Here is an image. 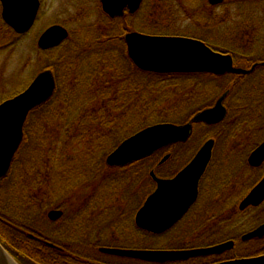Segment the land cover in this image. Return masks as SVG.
Wrapping results in <instances>:
<instances>
[{
	"label": "trees",
	"instance_id": "obj_1",
	"mask_svg": "<svg viewBox=\"0 0 264 264\" xmlns=\"http://www.w3.org/2000/svg\"><path fill=\"white\" fill-rule=\"evenodd\" d=\"M176 1L178 0H150L149 2L143 0L141 7L135 13L133 12V14L126 13L117 19L105 16L107 22H103L99 28H96V33L92 35V38H90V35L94 31L91 28L93 26L82 25L84 39L73 38L75 33H70L69 38H71L67 40L68 44L66 45L65 42L66 46L64 49L58 48L60 51L54 58L53 63H48L44 68L50 69L53 73L56 83L54 93L46 102L28 114L23 126L21 144L13 157L8 172L0 178V245L4 247L18 264H107L98 259L100 253L97 254L95 248L98 250L100 247L149 249L140 243L139 239H144L151 234L137 228L134 220L132 226L135 237L134 239L131 238L132 240L130 241L124 240L125 234H123V230L110 224L112 220L108 223L109 227L107 228L109 229L102 227L103 230H100V228H97V225L86 223L83 216L91 208L87 204L97 202L93 206L97 210L103 209V214L108 217V212L115 205L114 201L118 199V193L126 194L131 191L133 192V188L139 180L141 181L139 182L141 188L140 195L138 194V196L141 198V204H143L147 195L155 187V183L150 177L151 175H149L150 170H154L155 174L159 176L155 171L158 162L156 163V168L151 169L147 168L145 164V160L153 158L156 152L147 158L125 166L109 167L107 165L106 167L116 169L118 172L106 176L99 183L95 193L93 192L94 194L91 195L86 205L81 209L79 216H77L79 210L75 212L66 211L65 216L60 219L63 223H60L59 227L56 226L57 228H55L54 233L43 232L45 235H40L31 230L28 225H34V221L40 219L38 217H41V215L43 217V211L46 208L52 207L55 203L58 205L61 202L60 206H63L67 202L59 200L55 202V198H57V195L61 196V190H65V186L69 187L66 190L67 192L71 193L73 191V185H64L72 182H70L69 178L66 179L70 174H72L71 177L74 176L75 178H87L86 181H90V178H92L91 181H94L95 178L97 180L96 176L99 175V167L102 165V159L105 155L107 156L123 139L131 135H126L125 138L120 139L122 136L118 133L120 128L125 131L131 128L127 131L130 132L131 130L138 131L145 126L151 125L150 122L152 120L156 121L152 124L169 122L166 112L173 109L174 106H169L170 109L163 111L164 107H168L163 102H168V99L160 101V89H158L157 83H160L159 77L171 76L177 79V76H181L183 78L180 79L184 82L187 79L184 77L191 76L192 74L178 72L156 73L143 71L135 67L125 53L123 33L126 26L121 25L120 21H126L128 18L134 16L138 17L145 9L149 11L151 9L152 11L155 10L154 13L156 14L159 12L161 2L173 5ZM155 5L158 6V12ZM165 6L169 8L168 11L172 17L175 18L179 15L178 9H174L173 6ZM206 6L209 9L212 8V5L208 2ZM262 7L264 8V6ZM229 9L230 7L225 9L222 16L224 20L221 24L217 20V17H220L219 14H212L208 18L202 17L200 24H205L206 27L213 30L207 31L206 29V33L200 31L202 35L188 34L189 36H187L184 32L181 35V32L177 30L179 27L176 21L168 17H166L165 21H162L164 20L163 17H160L161 19L157 18L159 21H162L160 23H163L167 27L163 28L164 33L154 31L156 34H146L194 38L203 41L211 49L217 51L233 52L235 55L242 51L248 53L255 49L253 44L256 43L257 39L253 38V41L250 42L248 39L244 40V37L248 36L249 33L247 34V32L250 29H254V37L257 36V30L262 31L264 34V19L257 26L255 20H248V16H244L243 19L229 17ZM151 20L153 19L150 18ZM228 22L230 24H227L228 27L225 29L226 33H224V36L228 37L232 45L227 47L218 46L216 43L218 44V41L224 38L223 36L218 37L216 34L223 32V25ZM159 24L156 26L158 30L160 29ZM138 28L140 31L144 30V28ZM216 28L217 31L215 30ZM208 32H213L211 34L216 33L214 42L204 38V35H211L207 34ZM18 38H20L18 34L14 33L11 27L7 26L0 18V51L12 47L18 41ZM262 38L264 39V37ZM6 39L9 43L6 46H1ZM85 39H90L91 41L86 46H82ZM10 40L14 41L10 43ZM260 48L261 52L255 57L264 60V55H261L264 54V45ZM40 52L42 53V50ZM38 66L41 71L43 68L42 61L38 62ZM131 71L137 73L134 79L130 77ZM150 76L155 78H151ZM243 77L249 78V80L240 82ZM243 77L237 76L234 83H232L233 81L230 82V84L232 83V88H230L231 93L229 98L232 97V105L236 109L239 108V112H237L240 114V123L245 122L250 127H254L262 119L259 117V114L261 113V116L264 117V66H261L255 73ZM181 80L177 84L178 91L181 90L180 85H184L181 84ZM165 87L169 90L170 82ZM194 89L195 87L190 90ZM20 91H22V88L15 91L13 95ZM198 92H200V89L199 91L197 90V94ZM166 95V98H168L169 94ZM190 95L191 93L185 95L183 100L186 101ZM186 103L191 104L194 102L188 101ZM187 104L184 103L186 109L188 108ZM176 105H179V103ZM133 118L136 119V126L132 128L130 124ZM157 120L159 121L157 122ZM58 123L61 124L58 130L63 132V138L60 142H55L54 138L57 139L58 136L55 127ZM257 127L262 129L260 126ZM136 131H132V134ZM50 137H54L51 142L49 141ZM119 140L121 141L118 142ZM76 143L85 147L84 154L88 155V159L79 160L78 158L72 160L67 158L71 145ZM47 145H51L48 156L51 155L52 157V159L48 158L46 162L48 164L47 175L49 184L46 186V199L42 197V187L39 184L40 195L37 193L32 198V201H36L37 203L35 205L32 202H26L28 198L24 197L23 185L28 179L27 176L30 172L34 173L36 180L40 181L42 179V163L44 161L42 151L46 150ZM57 146H59L57 148L58 151L56 149ZM188 159L183 160L182 165ZM203 180L201 181L203 182ZM227 180L230 181V179H225L222 176L219 180L212 182L211 185L213 186L214 184V186L207 192L208 198L206 200H203L202 189H200L201 195L197 203L190 209L185 218L169 230L174 234L177 241L176 246L171 244L173 246L169 245L166 248L187 249L195 248L196 246L202 247L210 242L217 241V239L227 233V231L223 232L222 230L218 231L213 237L204 238L196 231L198 230V226L202 224L208 226L228 224L224 218L226 214L217 213L219 210L227 208L236 211L233 200H223L221 194L217 193L224 186H227V182H225ZM67 196L68 194L66 198ZM57 205L55 207H58ZM111 212L113 214L112 219L118 220L119 218L115 216L113 209ZM203 216L206 219L204 218L205 220L202 223L200 220ZM188 218L190 222H187ZM88 219L90 218L88 217ZM186 219L188 220L185 223ZM181 224H187L186 232L183 234L174 233L176 231L175 228ZM110 228L113 235L111 237L109 235L110 238L108 239L111 240V244L109 243L110 245H108L104 243L107 241L103 239H106L105 234L106 232H110ZM202 238L205 240H202ZM188 245L191 246L188 247ZM113 259L118 260L117 258ZM133 261H137L140 264H199L200 260L199 258H194L187 261L180 260L166 263L146 262V260L137 259H133ZM117 263L119 262H115V264Z\"/></svg>",
	"mask_w": 264,
	"mask_h": 264
},
{
	"label": "rangeland",
	"instance_id": "obj_2",
	"mask_svg": "<svg viewBox=\"0 0 264 264\" xmlns=\"http://www.w3.org/2000/svg\"><path fill=\"white\" fill-rule=\"evenodd\" d=\"M150 1V0H146ZM208 0H178L173 5L168 4L166 2H161L158 12V6L157 12L154 13L155 10H143L142 14L138 17H130L126 21H120V24L124 27L126 26L125 32L123 33V38L125 33L130 31H137L143 33H164L163 28H167L166 25L163 23H160L162 21H165L166 17L175 20L179 29L180 34L182 35L186 33L185 35H199L201 34L200 31L207 32V31H213L212 29H209L205 26V24H200L202 17H210L212 14H219L223 16L225 9L230 7L229 9V17H233L234 19H243L244 16H248V20H255V24L258 26L259 23L262 22L264 19V8L261 4H264V0H223L220 4L212 5V8L209 9V7L206 6V3ZM100 0H41V9L39 12V15L33 25V27L26 32L23 35H18L20 38H18V41L14 43L12 47L5 48L4 50L0 51V102L3 101L5 98L10 97L14 94L15 91L19 90L20 88H25L32 80V78L40 71L38 62L42 61V70L48 65V63L52 64L54 58L60 51V49H51L46 52L42 53L40 52L39 48L37 47V39L38 36L41 34V32L52 24H60L64 26L68 32L75 33V36L73 38H82L84 39L83 34V26H93L91 27L94 31L91 32L90 38H92V35L96 33V28H99L100 25L103 22H107V19L105 18V15L102 13ZM173 6L174 9H178L180 12L177 17H172L169 13V8H166V6ZM222 10V13L219 12ZM0 13H1V6H0ZM240 13V14H239ZM153 20L150 21V18ZM160 17H163L164 20L159 21L157 18L161 19ZM251 18V19H250ZM233 20V19H232ZM160 23V24H159ZM138 24V25H137ZM159 24V30L157 29V25ZM228 23H224L223 25V32H220L216 34H211L213 32H208L207 34L211 35H204L205 39L211 40L214 42V36L215 34L218 37L223 36L224 39L219 40L218 46L227 47L231 46L232 42H229L228 37L224 36L225 29L228 27ZM227 25V26H226ZM145 26V27H144ZM210 27V25H208ZM143 29L142 31L139 30ZM222 28V29H223ZM147 29V30H146ZM156 29V30H155ZM207 29V31H205ZM217 31V28L215 29ZM149 31V32H148ZM249 33V34H248ZM262 31L257 30L256 34L257 36L254 37V29H250L247 34L248 36H245L244 40L248 39L250 42L253 41V38L257 39L256 43L253 44L255 46V49L248 52V58L243 57L240 55V53H236V59H237V65H245L246 67H249L251 64L250 61L258 60L255 56H258L261 51V46L264 45V34ZM189 34V35H188ZM82 35V36H81ZM202 35V34H201ZM71 38V37H70ZM68 37L67 40L70 39ZM259 39V42H258ZM66 40V45L68 44V41ZM86 40V41H85ZM82 43V46H86L91 40L85 39ZM87 40H89L87 42ZM13 42L14 40H10ZM124 41V40H123ZM248 41V42H249ZM247 42V43H248ZM9 43V41L6 39L4 43H2L1 46H6ZM65 43L61 45V49H64L66 46ZM125 46V43H124ZM126 50V46H125ZM127 52V51H126ZM125 52V53H126ZM127 54V53H126ZM264 55V54H261ZM128 56V55H127ZM261 58V57H260ZM249 59V61H246ZM137 73L135 71H131L130 77L134 79L136 77ZM151 78H155L153 76H150ZM175 77V76H174ZM171 78V79H168ZM177 79L171 77V76H161L159 77L158 83V89H160L159 92V98L160 101L167 100L168 102L165 103L168 107H164V110L170 109L169 106H174L173 109L170 111H167L166 114L168 115V121L169 123H184L188 117L198 110L199 108H202L206 104H210L214 101V99L219 96L225 89H230L231 84H229L231 81H236L237 76L235 75H227L225 77H215L208 74H198V75H191L186 76L184 78H187L186 81H182L180 78H183L181 76H177ZM169 80V81H168ZM179 80L182 81L181 84H184L181 86V90L178 91V83ZM249 78L243 77L241 78L240 82L248 81ZM162 81V82H161ZM170 82V89L166 88L165 86ZM187 83V84H186ZM239 83V81H238ZM237 83V84H238ZM186 84V85H185ZM177 87V89H175ZM194 90H190L193 89ZM188 91L186 92V90ZM201 89V92H198ZM235 90V88H233ZM191 92H190V91ZM233 90V92H234ZM191 93L192 98L190 99L189 103L187 100L184 101L183 98L185 95H189ZM166 94H169L168 98ZM198 95H201L198 97ZM188 105V108L184 106V103ZM179 105H176L178 104ZM165 105V106H166ZM177 106V107H176ZM137 108V107H136ZM239 109V108H238ZM236 109L235 106H231L230 112H228V115L226 119L218 126H203V125H196L194 126L193 134L189 138V140L185 143H174L171 144L163 149L161 151H157L155 156L153 158L145 160L146 167L156 168V163L161 159L163 155L166 154V152H171L172 157L168 159L165 163L157 166L155 169L156 173H158L159 176L163 177H169L171 176L177 169L182 166V162L185 159H188L190 156L196 152V150L203 144V141L207 140L208 138L214 137L216 139V147H215V153H214V159L215 161H225L226 163L231 161H238L241 159H247L248 154L250 153L251 149L255 146L256 139L262 134H264V117L261 116V113L259 114L260 122L256 123L254 127H250L248 123L242 122L240 123V114H238L239 110ZM235 111V112H234ZM238 111V112H237ZM237 112V113H236ZM162 113V112H161ZM160 113V114H161ZM171 120V121H170ZM159 120H157L158 122ZM156 121L150 122L151 124ZM136 119L131 120V126L132 128L136 125ZM59 125L58 123L56 125V132L58 133L57 139L54 138L55 142H60L62 140L63 132L59 131ZM257 126L262 127V129H259ZM144 127V126H142ZM146 127V126H145ZM131 129V128H130ZM126 129L123 130L120 128L118 130V133L121 136L120 139L125 138L126 135L132 134L131 130ZM55 130V129H54ZM58 130V131H57ZM257 131V132H254ZM127 132L126 134H124ZM256 137L255 135H258ZM52 137L49 138V141L51 142L53 140ZM119 140L118 142H120ZM117 145V144H116ZM49 147L51 145H47L46 150L44 149L42 151L43 156V163H42V179L40 181L36 180V176L34 173L30 172L27 176L28 179L25 181V184L23 185L24 188V197L28 198L26 202H32L33 204H37L36 201H32L33 196H36L35 194H39V184L40 187H42V197L45 198V195L47 194L46 186L49 184L48 179V164L47 159H52L51 155L48 156L49 153ZM59 146L56 147V149ZM85 147L79 143L71 145V148L69 149L67 153V158L70 159H78L79 160H85L88 159V155L84 154ZM169 150V151H168ZM225 150V151H224ZM58 151V149H57ZM55 151V152H57ZM228 152V153H227ZM226 153V156L222 158V155ZM222 154V155H221ZM229 154V155H228ZM94 156V155H93ZM101 156V155H100ZM228 156V157H227ZM54 157V156H53ZM58 157V156H57ZM106 157V155H105ZM105 157L102 159V165L99 167L100 172L99 175L96 176L97 180L95 178L94 181H91L92 178H90V181L86 179L87 178H75L74 176L71 177L72 174L69 175L66 179H70L71 183H66L64 185H73V191L71 193L67 192L66 190L69 188L68 186H65V190H61V196L57 195V198H55V202L57 200L59 201H67L63 206H60V204L57 205L55 203L52 207H48L43 211L44 215L39 220L36 219L34 221V225L31 224L28 227L35 231L37 234L45 235L43 232H55V228L59 227L60 223H63L61 218L65 216V212H71V211H78V215L81 213V209L86 205L87 201L90 199L91 195H93L96 191V188L99 186V183L106 178V176L118 172L116 169H110L106 167L105 163ZM67 160V159H66ZM214 166V164L212 165ZM111 167V166H110ZM225 167H228L227 165ZM226 170H229L228 168H225ZM224 171V168L221 169ZM213 169L211 170V172ZM240 178L235 184L234 192H237V198L233 200V203L235 204V209L238 208V204L240 200L242 199L243 195L245 194V191H247L250 186L252 185V181L254 179V172H247L244 170H240L239 172ZM222 177V174L219 172L216 176H213L212 182L219 180ZM139 182H141L139 180ZM137 182L136 186L133 188V192L128 193H118V199L115 200V205L113 206L114 214L116 217H118V220H113V214L112 209L108 212V217L103 214V209H98L93 206V204L97 202H90L87 205L91 207L89 211L86 212V214L83 216V219H85L86 223L97 225V228H100V230H103V228L109 227L108 223L110 220V224L112 226H116L119 229L123 230L124 240H132L134 239L135 235L133 234V217H134V210L141 204L138 194L140 195V184ZM212 182H210L207 179H204L202 182V198L203 200H206L208 198L207 196V188L208 185H210ZM214 186V184H213ZM154 189V188H153ZM60 192V191H59ZM94 192V193H93ZM68 194L67 198L66 195ZM136 197H135V195ZM134 195V196H133ZM50 198V196H48ZM46 199V198H45ZM113 203V204H114ZM58 207H55V206ZM57 209L62 211L61 216L56 220H50L47 217V213L49 210ZM101 213V214H100ZM196 213V212H195ZM204 213V211H203ZM197 214V213H196ZM246 216L242 215L240 216L243 220L244 227L243 229H248V227L255 225L257 221H263L264 220V208L255 210V211H247ZM88 217L90 219H88ZM106 217V218H105ZM253 219H252V218ZM205 216L201 218V222L203 223ZM251 219V221H248ZM82 220V217H81ZM188 219L185 220V223ZM258 221V222H259ZM188 222V221H187ZM204 225V224H202ZM57 226V227H56ZM206 226V224H205ZM103 227V228H102ZM187 224H181L178 225L175 228L174 233L183 234L186 232ZM207 232H210L213 228L218 229V225H207ZM192 228V227H191ZM190 228V229H191ZM109 229V228H107ZM199 230H196L198 233L202 231V227L198 226ZM218 231V230H217ZM149 233V232H147ZM150 236L145 237L144 239H139V242L144 244L146 248L149 249H165L167 246H173L171 244H174L176 246V239L174 237V234L172 232H163L161 234H152L150 233ZM105 238L103 239L107 242H104L108 245H110L111 240L108 239L113 235L112 229L110 228V232H106ZM110 235V237H109ZM127 238V239H126ZM132 238V239H131ZM208 238V237H207ZM202 240H205L202 238ZM110 243V244H109ZM117 244L116 242H114ZM144 246V247H145ZM191 245H188L190 247ZM166 249H182V248H166ZM185 249V248H183ZM98 249L95 248L96 253H100L98 259L102 262H106L107 264H115V262H119L117 264H140L139 262L133 261V259H130L128 257H118L114 255H108L106 253L100 252ZM107 255V256H106ZM117 258L118 260H114L113 258ZM136 260V259H135Z\"/></svg>",
	"mask_w": 264,
	"mask_h": 264
},
{
	"label": "water",
	"instance_id": "obj_3",
	"mask_svg": "<svg viewBox=\"0 0 264 264\" xmlns=\"http://www.w3.org/2000/svg\"><path fill=\"white\" fill-rule=\"evenodd\" d=\"M143 0H100L104 13L114 17L122 15L123 9L135 12ZM223 0H208L211 5ZM2 21L17 34H24L34 25L39 0H0ZM68 36L65 27L53 24L45 28L37 39L39 49H48L59 45ZM126 53L132 63L140 70L156 73L208 72L223 74L226 72L244 74L251 71L235 67L228 54L211 49L203 41L182 36L149 35L136 31L124 35ZM261 64H264L261 63ZM55 79L51 70L38 72L31 82L19 93L0 102V178L9 170L13 157L18 150L25 119L30 111L46 102L54 93ZM221 99V98H220ZM213 107L197 113L192 121L216 123L221 121L226 110L221 100ZM191 133V122L176 124L155 123L142 128L123 139L105 158L109 167H121L150 156L158 149L172 143L186 141ZM213 139L204 141L192 159L172 177L157 176L153 170L150 177L155 182L154 190L145 198L135 213L137 228L152 234H161L171 228L193 205L198 193V182L204 172L213 146ZM168 155L160 160L164 162ZM264 160V141L250 153L248 162L260 165ZM264 200V176L245 195L239 203V209L257 206ZM62 211L49 210L50 220L58 219ZM264 236V223L243 236V239ZM231 242L211 247L190 249H124L101 247L100 252L138 259L146 262L163 263L184 260L191 257L220 253L231 247ZM0 264H18L0 245ZM218 264H264V255L240 258Z\"/></svg>",
	"mask_w": 264,
	"mask_h": 264
},
{
	"label": "flooded vegetation",
	"instance_id": "obj_4",
	"mask_svg": "<svg viewBox=\"0 0 264 264\" xmlns=\"http://www.w3.org/2000/svg\"><path fill=\"white\" fill-rule=\"evenodd\" d=\"M39 1H40V7H39V10H38V15H39V12H40V9H41V5H42L41 4V0H39ZM127 11H128L127 8H124L122 15H116L114 17H111L107 13H104L103 10H102V13L108 18L117 19V18H121L122 16H124V14L128 13ZM219 13L221 14L222 10ZM38 15H37V17H38ZM217 20L221 24L222 21L224 20V17H222L220 15V17H217ZM68 37H69V33H68L67 38L63 42H61L59 45L54 46V47L52 46L51 48H48V49H42V51L46 52L48 50H51L52 48L55 49V50L58 49L59 47H61V45H63V43L66 42ZM218 52L230 55L231 58H232V64L235 67H239V68H243V69H250L254 65H255V67L251 71H249L248 73H244V74H242V73L235 74V73H230V72H226V73H223V74H213V73H209V71L208 72H189V73H186V74H192V75L208 74V76L212 75V76H215V77H222V76H227V75H235V76H239V77L242 76L243 77V76H247V75H251V74L255 73L256 70L261 68V66H264V64H260V63L264 62L263 59L262 60L258 59V60H255V61H250L251 64L249 65V67H246L245 65H237L238 62H237V59H236V55L233 52H225V51L224 52L218 51ZM240 55L243 56V57H247L248 58L247 52L242 51V52H240ZM246 61H249V59H247ZM234 82L235 81H233L232 83H234ZM232 83H231V85H232ZM200 92H201V89H200ZM230 93H231V89H229V88L225 89V91H223L219 96H217L212 103L206 104V106L204 105L202 108H199L198 110L193 112L188 117V119L184 123L191 122V133H190L189 138L193 134L194 126H196V125L211 126V127L212 126H218L226 119V117L228 115V112H230V110H231V106L230 105L233 104V98L232 97L229 98ZM200 96L201 95H199V97ZM191 98H192V96L190 95V96L187 97V100L190 101ZM218 99L221 100V104L226 110V113H225L224 117L221 119V121H218L216 123H206L204 121H192L193 117L197 113H199L200 111H202L204 109L213 107L214 104L218 101ZM254 132H257V131H254ZM255 136L258 137L259 134L255 135ZM189 138L186 141L181 142V143L187 142L189 140ZM208 139H211V140L213 139L214 142H213V146H212V150H211L210 160H209V162H208V164H207V166H206L204 172L202 173V175H201V177L199 179V182H198V193H196L197 197H196L193 205H191L189 207V209L186 211V213L180 218L179 221H177L175 223V225L177 223H179L183 218H185V216L189 213L190 209L193 208V206L197 203V201H198V199L200 198V195H201L200 194V189H202V181L201 180H203L204 178L205 179L208 178V180L210 182H212L213 176H216L220 172L225 179H230V181L229 180L225 181V182H227V186L226 187L224 186L217 193L221 194V198L223 200H228V199L234 200V199H236L238 197L237 196V192H234V188H235V184L238 183L236 181L239 180V178H240V174H239L240 170H244V171H247V172H254V174H255L254 179L252 181V185L250 186V188L247 191H245V194L243 195L242 199L245 197V195L264 176V160H263V162L260 165H256V166H253V165H251L248 162V157H249L250 153L253 151V149H255L257 146H259L264 141V134L263 135L261 134L256 139L255 144H254L255 146L251 149V151L248 154L246 160L242 159L243 161L242 160L241 161L240 160H238V161L236 160V161H231V162L228 161V163H226L225 161H215V163L213 162L214 153H215L214 151H215V147H216V139L214 137H212V138L210 137ZM203 143H204V141H203ZM161 149H163V148H161ZM161 149H159V150L161 151ZM197 150H196V152H197ZM165 155H168L167 159H165L164 162L160 163V160ZM165 155H163L161 157V159L158 161L157 166L165 163L168 159H170L172 157L171 152H166ZM194 155H195V152L171 176H173L178 170H180L183 166H185L192 159V157ZM225 156H226V153L224 155H222L221 159H224L223 157H225ZM213 164H214V166H212ZM226 165L228 167H225ZM223 168H224V171L221 170ZM225 168H228L229 170H226ZM212 169H213V171L211 172ZM212 188H213V186L211 184L208 185L207 192L209 190H211ZM262 208H264V200L257 206H248V207H246L244 209H239V204H238V208L236 209V211L235 210L233 211V210H230V209H227V208L224 209V210H219L217 213L226 214V217H224V218H225V221L228 222V224L226 223L225 225H219L217 227L218 229L213 228L210 232L206 231V229L208 228L207 225L206 226H205V224L201 225L200 228L202 227L203 229H202L201 233L199 232V235H201L202 237L206 238V237H213L218 231H222V230H223V232L227 231V233H225L221 238L217 239V241L215 240V241L210 242L209 244H206L205 246H202V247H211V246H214V245H218V244H221V243H227V242H231L232 243L231 247L223 250L220 253L191 257V258H188V259H184V261H187V260H190V259H194V258H199V260H200L199 264H218V263L227 262V261H230V260H235V259H240V258H249V257H256V256L264 255V236L263 237L249 238L248 240L247 239H243V236L245 234H247V232H250L253 229L257 228L259 225L263 224L264 220L263 221H259L258 220L259 222L257 221V223H255V225L248 227V229H243V227L245 226L244 225L245 222H243L242 218L240 217L242 215L246 216L245 214H246L247 211H251L252 212V211H255V210H258V209L262 210ZM191 218H192V216H191ZM248 221H251V219H249ZM188 222H190V219L188 220ZM175 225H173L171 228L166 230L165 233L168 232L169 230H171ZM168 262H173V261H168ZM163 263H166V262H163Z\"/></svg>",
	"mask_w": 264,
	"mask_h": 264
}]
</instances>
